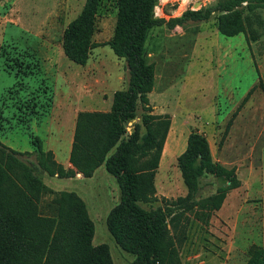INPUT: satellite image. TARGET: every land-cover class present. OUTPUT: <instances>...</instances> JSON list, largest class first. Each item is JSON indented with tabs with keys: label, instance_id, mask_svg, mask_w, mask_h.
Wrapping results in <instances>:
<instances>
[{
	"label": "rangeland",
	"instance_id": "374dc122",
	"mask_svg": "<svg viewBox=\"0 0 264 264\" xmlns=\"http://www.w3.org/2000/svg\"><path fill=\"white\" fill-rule=\"evenodd\" d=\"M186 1L158 0L155 15L165 22L151 30L146 43L150 59L156 63L150 93L152 113H167L172 119L154 176L155 195L161 205L165 198L186 194L176 158L192 129L201 130L214 147L220 148L227 138L236 143L248 160L261 164L264 189V8L258 9L263 24L255 25L259 36L254 41L242 33L221 35L215 15L205 21H188L183 27H170L169 18L213 2L194 0L187 5ZM83 3L0 0V142L21 153L28 151L21 156L28 163L36 162L33 138L39 136L43 148L52 150L56 160L68 168V141L74 112L84 105L81 102L126 89V63L106 44L116 21L115 0L100 2L93 35L95 47L87 63L77 64L64 55L63 29ZM181 120L178 131L174 124ZM229 120L231 126L225 132ZM174 133L178 143L173 153L170 147ZM36 173L53 191H75L94 222L93 244H108L114 264L131 263L133 257L118 246L106 226L108 212L119 201V188L104 166L87 178H59L40 169ZM255 183L259 184L260 178ZM217 185L215 177H202L196 198L214 193ZM260 201L252 198L249 206L240 203L244 204L240 211L254 231L253 237L230 235L218 218L232 212L234 199L214 211L207 222L192 219L180 250L181 264H243L251 248L264 238V230L259 236L264 208Z\"/></svg>",
	"mask_w": 264,
	"mask_h": 264
},
{
	"label": "trees",
	"instance_id": "16d2710c",
	"mask_svg": "<svg viewBox=\"0 0 264 264\" xmlns=\"http://www.w3.org/2000/svg\"><path fill=\"white\" fill-rule=\"evenodd\" d=\"M100 2L84 0L63 29V53L77 64L85 65L95 47ZM157 2L115 0L116 21L106 44L124 59L127 86L114 92L108 111L77 113L68 168L52 150L43 148L39 136L33 138L35 163L21 158L28 151L21 153L0 142V264H114L109 245L92 242L94 222L84 200L72 190L53 191L37 169L59 178L77 173L87 178L104 166L115 177L119 201L108 212L106 226L118 246L133 257L130 264H181L180 250L191 220L207 222L227 193L240 185L235 167L213 160L206 135L192 129L176 158L186 194L158 203L154 176L170 116L152 113L148 97L156 63L146 43L151 30L165 22L155 15ZM262 8L264 0H213L167 23L183 27L215 15L221 35L242 33L255 41L259 36L255 25L263 24L258 12ZM230 126L231 120L225 132ZM208 175L215 177L216 190L197 199L200 179ZM243 264H264V245H254Z\"/></svg>",
	"mask_w": 264,
	"mask_h": 264
},
{
	"label": "crops",
	"instance_id": "0c3cea01",
	"mask_svg": "<svg viewBox=\"0 0 264 264\" xmlns=\"http://www.w3.org/2000/svg\"><path fill=\"white\" fill-rule=\"evenodd\" d=\"M176 11L178 12L179 10L176 9ZM100 93H102V92H100ZM150 93H151V91L148 93L149 101L151 100ZM113 94H114V92L110 95H98L97 99L90 97L87 101L82 100L83 102H81V103H84V105H82L79 109H77V111L74 112L75 117H76V113L78 111H90V112H92V111H97V112L108 111L110 109V106L112 103ZM69 97H71V95ZM76 97L79 98L78 96H76ZM71 100H72V97H71ZM155 114H164V113H155ZM74 124H75V118H74V121L72 123L73 129L71 128V136H70L69 141H68V144H69V146H68V157H69V151L71 148V143H72V138H73ZM182 124H183V120L177 121L174 124V128H176V129H178V131H180V126H182ZM171 129H172V119L170 120V126H169V130L167 132V135H166V140H167L168 133ZM199 131H201V130H199ZM188 134H187V136H188ZM176 136H177L176 133L171 135L170 151L173 153L175 150L174 148L176 147V144L178 143ZM207 139L209 142L210 151H211V155H212L213 160L220 162L221 164L225 165L226 167H235L237 177L240 180V185L236 188L231 189L227 193V195L224 199V202L222 204V207H223L225 202H228V201L230 202L231 200L234 199L236 203L232 208L233 209L232 212L226 213V215L220 214L221 217H219V215H218V218L225 224L226 229L228 230L230 235L242 236V237H246V236L253 237L255 235V233L251 227L249 228L247 226V221L245 218H243L244 213H241L240 209L243 207L244 204L249 206L248 201L251 200L252 198H261L262 201H260L261 202L260 204H262V202L264 203V189H263V183H262V177H261L262 176V174H261L262 173V166H261V164L255 165L252 160H248L243 155V153H241V150L237 148L239 146H237L236 143L229 141L228 138L224 141V143L222 144V146L220 148L217 146L214 147L211 144L208 137H207ZM164 146H163L162 150H164ZM250 148L253 149V147H250ZM184 149L185 148L183 147L182 150H184ZM67 161H68V158H67ZM63 165H64V163H63ZM76 176H82V175L80 173H77ZM258 178H260V183L256 185L255 181ZM254 187H260V188H262V190L255 192V189H253ZM252 190H253V196L251 195ZM241 196H244V198L242 199ZM242 202L244 204L240 205V203H242ZM253 203H255V202H253ZM234 213H235V215H234ZM259 223H260V227H259V236H260L262 230H264V208L262 210V213H260ZM241 231H244L245 234L243 235L242 234L243 232L241 233ZM249 240H250V238H249ZM257 245H264V238L263 239L261 238V243H257L255 246H257Z\"/></svg>",
	"mask_w": 264,
	"mask_h": 264
},
{
	"label": "built area",
	"instance_id": "2783aa9c",
	"mask_svg": "<svg viewBox=\"0 0 264 264\" xmlns=\"http://www.w3.org/2000/svg\"><path fill=\"white\" fill-rule=\"evenodd\" d=\"M203 3H209L212 2L213 0H200ZM194 0H187L185 4L189 5L190 3L193 4Z\"/></svg>",
	"mask_w": 264,
	"mask_h": 264
}]
</instances>
